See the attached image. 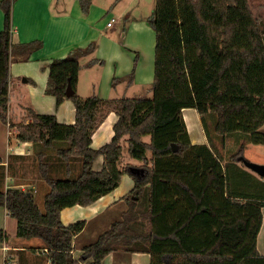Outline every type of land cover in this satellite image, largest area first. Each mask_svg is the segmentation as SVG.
<instances>
[{
	"label": "trees",
	"instance_id": "16d2710c",
	"mask_svg": "<svg viewBox=\"0 0 264 264\" xmlns=\"http://www.w3.org/2000/svg\"><path fill=\"white\" fill-rule=\"evenodd\" d=\"M0 0L4 28L0 31V118L8 121L11 54L14 47L13 5ZM88 12L92 0H80ZM249 0H156L149 22L156 31L155 77L151 97L101 98L77 92L81 58L94 53L96 43L76 48L49 64L46 91L59 106L71 98L74 123H62L52 113H33L19 125L17 138L58 147L69 163L81 161L80 171L56 176L40 155V174L50 185L42 209L28 190L0 183V205L18 221V236L39 237L48 264H76L74 238L85 220L65 224L62 210L89 205L116 189L125 172L135 181L123 197L127 210L109 229L85 245L89 264H102L117 246L148 251L151 264H264L257 238L262 226L264 175L246 168L245 144L230 158L229 171L212 144H194L183 115L194 107L208 129V114L216 113L214 129L224 138L247 134L264 144V25ZM41 40L24 43L30 52ZM138 56L136 57V62ZM104 62L92 58L88 65ZM135 68L127 77L134 79ZM126 77H114L113 85ZM71 84L75 92L67 96ZM115 111L113 139L92 147V136ZM250 134V135H249ZM150 135V141L144 136ZM127 136V137H126ZM132 158L120 162L122 140ZM178 148L174 150L173 145ZM104 156L101 170L94 162ZM243 161V164H239ZM140 168L138 172L134 169ZM61 175V174H58ZM232 175V182L229 176ZM142 203V207H141Z\"/></svg>",
	"mask_w": 264,
	"mask_h": 264
},
{
	"label": "crops",
	"instance_id": "0c3cea01",
	"mask_svg": "<svg viewBox=\"0 0 264 264\" xmlns=\"http://www.w3.org/2000/svg\"><path fill=\"white\" fill-rule=\"evenodd\" d=\"M249 1L255 16L264 21V0H256V8L252 0ZM148 7V0H92L88 12L83 11L80 0H17L14 3L8 121H2L7 130V146L0 149V183H4V190L9 187L28 190L34 194L41 207L45 195L50 191V185L40 174L42 153H45V160L55 174L66 175L68 166L72 175L80 171L81 161L75 159L68 165L58 156V147H45L41 143L22 141L17 137V143L14 147L11 145V132L17 135L20 124L33 121L34 112L55 114L62 123H74L76 120V107L71 98H66L57 106L56 97L46 91L52 60L64 58L74 49L85 48L95 42L97 46L94 53L81 58L82 68L77 83L80 95L87 97L97 94L105 99L153 95L156 31L146 21L145 13H141ZM113 16H116V21L108 26ZM122 17L130 20L128 27L126 21L121 22ZM3 28L4 11L0 5V31ZM139 29L146 30L148 44L144 35L137 34ZM37 40L43 42L42 47L30 52L23 47L24 43ZM95 57L104 62L88 65ZM134 68V79L131 80L127 76ZM115 76L126 78L113 85ZM183 115L192 143H211L215 147L209 140L197 109L185 107ZM117 120V113L111 111L95 130L92 147L100 148L113 139ZM144 139L150 141L151 136L146 135ZM122 146L121 167L128 162L142 164L141 160L130 156L125 139L122 140ZM104 161V156L100 155L94 162V168L101 170ZM238 163L242 164L241 161ZM246 168L258 175L248 166ZM127 174H123L116 189L95 202L89 205L76 204L62 210L65 224L80 220L86 222L84 229L74 238L76 264H89L91 258L84 257L85 245L95 241L117 220L115 216L121 219L127 210L128 204L123 196L135 184L134 178ZM124 179L126 184L121 185ZM262 215L257 246L260 253L264 254V206ZM46 251L41 238L18 236L17 219L10 215L5 206L0 205V264H48L50 260ZM151 259L148 251H131L121 245L108 253L102 264H151Z\"/></svg>",
	"mask_w": 264,
	"mask_h": 264
},
{
	"label": "rangeland",
	"instance_id": "374dc122",
	"mask_svg": "<svg viewBox=\"0 0 264 264\" xmlns=\"http://www.w3.org/2000/svg\"><path fill=\"white\" fill-rule=\"evenodd\" d=\"M253 4H254V8L255 4H256V0H252ZM148 5L149 7L146 8L145 10H141V13H145L146 16V21L149 23L151 29H153L152 25L149 22V18L152 15V11L153 8L155 9V5H156V0H148ZM136 11V9H134ZM131 12H133V9H131ZM138 13V12H137ZM136 13V14H137ZM116 17V16H115ZM121 22L125 23L124 21H126L127 23V27L130 23V20L127 19L126 17H122V19L120 18ZM263 25H264V21ZM154 31V29H153ZM146 30L145 29H139V32L137 33L138 35H144L145 37V42L147 43V39H146ZM155 33V32H154ZM213 115V116H212ZM216 113H211L208 114L207 119H208V129H207V135L209 136V140L213 142V144L215 145V147H217V151L219 152V154H221V157L223 158V161L225 163V165H227V169L229 168V163H230V158L231 156L236 153L241 144H245V150L243 152V157L245 158L244 161L246 162L247 160L250 161H254V162H258V163H264V144L263 143H253L249 140V136L247 134H236V136L233 135H229L226 136V138L218 135L214 129L215 126V121H216ZM191 123V122H190ZM192 125V123H191ZM193 130V129H192ZM264 130V127H263ZM250 135V134H249ZM10 137L12 139V147H14V145L17 143V135L14 132H11ZM218 141V142H217ZM7 130L6 127H4L2 120L0 119V149L1 147H6L7 144ZM220 149L222 151H220ZM242 164L244 165V162L241 161ZM229 171V169H228ZM56 176H62V175H58L60 173H53ZM64 175V174H63ZM129 175V174H127ZM258 176H261L260 174H258ZM132 177V176H130ZM229 181L230 183L232 182V175L229 176ZM126 180L124 179V181L122 182L121 185H125ZM1 186H4V183L1 184ZM40 204H41V199H39ZM41 207L44 208V201L41 204ZM141 207H142V203H141ZM116 219L120 218L119 216H115Z\"/></svg>",
	"mask_w": 264,
	"mask_h": 264
},
{
	"label": "water",
	"instance_id": "95a60500",
	"mask_svg": "<svg viewBox=\"0 0 264 264\" xmlns=\"http://www.w3.org/2000/svg\"><path fill=\"white\" fill-rule=\"evenodd\" d=\"M75 92L74 88L72 87L71 84L68 85L67 90H66V94L67 96H71L73 95ZM174 150H176L178 148L177 144L173 145ZM245 162V161H244ZM246 166H248L249 168L253 169L254 171H256L258 174H260L261 176L264 175V163H258V162H254V161H250L247 160L245 162ZM140 168L136 167L134 169L135 172H138ZM28 194H30V192H28Z\"/></svg>",
	"mask_w": 264,
	"mask_h": 264
},
{
	"label": "built area",
	"instance_id": "2783aa9c",
	"mask_svg": "<svg viewBox=\"0 0 264 264\" xmlns=\"http://www.w3.org/2000/svg\"><path fill=\"white\" fill-rule=\"evenodd\" d=\"M116 21V17H111V19L108 21V23H107V25L108 26H111V25H113V23ZM44 252H45V250H44Z\"/></svg>",
	"mask_w": 264,
	"mask_h": 264
}]
</instances>
